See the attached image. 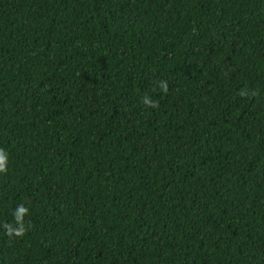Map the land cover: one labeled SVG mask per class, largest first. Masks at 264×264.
I'll return each mask as SVG.
<instances>
[{
    "label": "trees",
    "instance_id": "trees-1",
    "mask_svg": "<svg viewBox=\"0 0 264 264\" xmlns=\"http://www.w3.org/2000/svg\"><path fill=\"white\" fill-rule=\"evenodd\" d=\"M0 148V264H264V0H0Z\"/></svg>",
    "mask_w": 264,
    "mask_h": 264
},
{
    "label": "clouds",
    "instance_id": "clouds-1",
    "mask_svg": "<svg viewBox=\"0 0 264 264\" xmlns=\"http://www.w3.org/2000/svg\"><path fill=\"white\" fill-rule=\"evenodd\" d=\"M159 87L162 89L164 93L168 92V83L167 81H160ZM241 95H245L244 92L240 93ZM141 102L149 108H156L158 107V104L156 101L150 99L147 95L142 97ZM7 163H8V156L6 151L3 148H0V173H6L7 172ZM29 214V209L25 207L23 204L18 205L17 208L13 212V217L15 220V225L5 223L3 227L6 229V234L9 237L16 236L20 237L25 232V226H24V217Z\"/></svg>",
    "mask_w": 264,
    "mask_h": 264
}]
</instances>
